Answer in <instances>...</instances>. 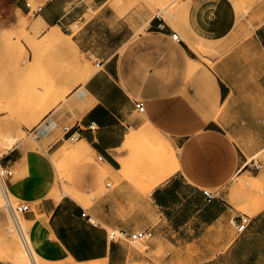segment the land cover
Masks as SVG:
<instances>
[{"label":"crops","instance_id":"0c3cea01","mask_svg":"<svg viewBox=\"0 0 264 264\" xmlns=\"http://www.w3.org/2000/svg\"><path fill=\"white\" fill-rule=\"evenodd\" d=\"M26 4L39 12L29 13ZM235 4L241 11L221 20L211 15V36L222 37L214 51L224 55L206 57L209 68L183 41L171 39L173 30L162 17L139 6L0 0V36L19 28L44 47L53 43L56 82L75 85L57 111L56 125L83 140L102 171L90 166L86 190L100 180L106 190L86 208L69 196L39 201L27 217L39 235L41 261L264 264V200L251 201L250 178L244 177L259 171L240 169L264 152V0ZM55 30L61 37L49 40ZM135 101L143 102V113ZM145 138L173 151L163 172L129 155L128 146ZM16 162L11 157L2 164L11 169ZM29 200L37 201L32 192ZM244 216L248 224L237 232ZM144 230L152 238L129 249L128 236ZM111 231L123 236L111 241Z\"/></svg>","mask_w":264,"mask_h":264},{"label":"rangeland","instance_id":"374dc122","mask_svg":"<svg viewBox=\"0 0 264 264\" xmlns=\"http://www.w3.org/2000/svg\"><path fill=\"white\" fill-rule=\"evenodd\" d=\"M115 1L118 6L124 8L139 6L152 15L162 17L183 43L209 68H212L213 64L206 60V57L219 59L224 55L214 51L215 46L220 45L222 37L211 36L212 13L219 14L221 20L229 11H241V7L235 4L239 0ZM230 2L234 3L231 10ZM20 41L24 42L30 54ZM52 45L53 43L44 47L43 41H38L35 34L30 36L28 32L19 28L8 35L2 33L0 36V156L6 158L4 161L11 157L17 161L10 165L13 171L12 186L7 185L5 192L12 204L29 205L30 212L19 219L33 258L36 260L34 264L36 262L47 264L38 258L36 247L39 235L33 231V222L27 217L36 211L35 207L39 201L43 198H52L56 202L62 196H69L86 208L101 192H106L103 180L91 188L89 186L88 190L85 188V175L90 173V166L94 165L98 173L102 172L89 151L84 156L66 153L68 147L77 143L78 136L68 140L69 136L56 125V115L61 106L66 104V96L75 85L63 86L56 82L59 72L52 68L54 58L50 50ZM45 59L48 60L47 66L44 63ZM78 66L77 62L75 69L77 81ZM91 70L96 71L97 68L93 67ZM48 121H51L48 134L45 136L32 134L33 129ZM147 135L153 137L151 134ZM10 144L12 148L7 151L6 147H10ZM128 152L131 157L146 160L150 166L155 164L157 172L166 170L174 159L173 151L163 141L154 138L134 142L128 146ZM256 159L262 163V168L259 172H252L257 177L255 180H249L246 187L251 190V201L254 204L264 200V152L259 153ZM253 175L246 173L244 177L247 181L248 177ZM1 192L4 195V192ZM31 192L37 200L36 203L29 200ZM3 195H0V261L9 264H31L33 262L27 257L5 210ZM21 195L27 196L26 201H21ZM128 245L129 249H139L143 247V242H128Z\"/></svg>","mask_w":264,"mask_h":264},{"label":"built area","instance_id":"2783aa9c","mask_svg":"<svg viewBox=\"0 0 264 264\" xmlns=\"http://www.w3.org/2000/svg\"><path fill=\"white\" fill-rule=\"evenodd\" d=\"M26 7L29 9L30 5L26 4ZM39 10H40V8H31V9H29V13L36 14L39 12ZM171 39L177 43L182 41L181 38L179 37V35L174 33V32L171 34ZM135 108L140 113H143L144 109H145L144 104L141 101H135ZM50 122L51 121L45 122L44 125L40 126L39 128L33 129L32 134H34V136H41L44 131H48V128L50 126ZM64 129L67 130V127ZM89 130H94V124H90ZM71 136H73V135H70L69 137H71ZM3 160H4V157L0 156V187L2 189L7 187L10 179L13 176V171L10 168H8L2 164ZM98 160H101V157H98ZM261 168H262V165L257 161L256 158H254L250 161L246 160L240 169L260 171ZM206 196L209 197V194L206 193ZM4 199H5V204H4L5 210L11 219L13 229H14L17 237H18V240H19L20 244L22 245L24 251L26 252L27 256H29L30 260L33 261L34 258H33L32 252L29 248L25 232H24V230L20 224V219H19L20 216H24V214H27L28 212H30L29 205L23 204V203H20L17 205L12 204V202L9 199L8 194L5 191H4ZM247 224H248V217H246V216L241 217L239 219L238 224L236 225L237 232H242L245 229V227L247 226ZM119 236H123V235L121 233H118L115 231H111L108 233V238L111 241L116 240ZM152 236H153V234L150 230H144V231H137V232L130 234L128 236V239L130 242L136 243V242L147 241V240L151 239Z\"/></svg>","mask_w":264,"mask_h":264},{"label":"bare ground","instance_id":"6f19581e","mask_svg":"<svg viewBox=\"0 0 264 264\" xmlns=\"http://www.w3.org/2000/svg\"><path fill=\"white\" fill-rule=\"evenodd\" d=\"M23 24V23H22ZM26 25V23L24 24V26ZM56 37H61V34L59 33V31L58 30H55V31H52V33L49 35V36H47V38L49 39V40H53V39H55ZM76 135H73V136H71V137H69L68 138V140H72L74 137H75ZM13 140H15V139H13ZM77 140V143L76 144H73V145H71L70 147H68V151H66V153L68 152V153H74V154H76V155H79V156H84L86 153H87V151H88V145L83 141V140H78V139H76ZM17 142V141H16ZM0 143H1V140H0ZM12 144V143H11ZM11 144H10V147H6V150L8 151V150H10L11 148H12V146H11ZM14 144V143H13ZM65 145H66V143H65ZM14 146V145H13ZM1 147V146H0ZM60 152V151H59ZM94 154V153H93ZM252 159H254V158H251L250 160H252ZM249 160V161H250ZM58 167V166H57ZM60 168V167H59ZM60 171H61V169H59ZM59 173V172H58ZM59 176H61V174L59 175ZM250 178V179H249ZM248 179L249 180H253V178H251V177H248ZM255 180V179H254ZM0 189H1V191H5V189L6 188H4V189H2L1 187H0ZM0 191V195H3V194H1L2 192ZM59 192V191H58ZM7 193V192H6ZM4 196V195H3ZM3 196H2V198H3ZM1 197V196H0ZM4 199V198H3ZM2 199V200H3ZM28 258H29V256H27ZM23 258V257H22ZM30 259V258H29ZM35 259H33V261H31L30 260V262H33V263H31V264H34V262L36 261H34ZM69 260V262H71V264L73 263V264H75V262H73L72 260H70V259H68ZM30 264V263H29ZM36 264H37V262H36ZM93 264H103V262H95V263H93Z\"/></svg>","mask_w":264,"mask_h":264}]
</instances>
